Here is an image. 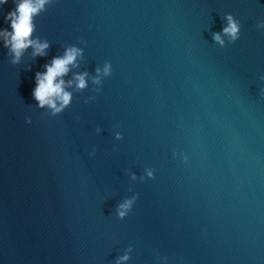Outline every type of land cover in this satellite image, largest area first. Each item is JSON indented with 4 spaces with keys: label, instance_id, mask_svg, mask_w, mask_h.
I'll list each match as a JSON object with an SVG mask.
<instances>
[{
    "label": "water",
    "instance_id": "obj_1",
    "mask_svg": "<svg viewBox=\"0 0 264 264\" xmlns=\"http://www.w3.org/2000/svg\"><path fill=\"white\" fill-rule=\"evenodd\" d=\"M226 13L241 34L220 47ZM261 20L264 0H54L36 17L47 55L13 64L0 37V264H115L129 245L126 264H264ZM72 44L84 58L66 81L113 71L51 116L35 73Z\"/></svg>",
    "mask_w": 264,
    "mask_h": 264
},
{
    "label": "clouds",
    "instance_id": "obj_2",
    "mask_svg": "<svg viewBox=\"0 0 264 264\" xmlns=\"http://www.w3.org/2000/svg\"><path fill=\"white\" fill-rule=\"evenodd\" d=\"M8 3V0H0V5ZM14 8L9 11L5 17V23L10 24L9 28H0V37H3V43L9 49V54L12 55L11 63L19 62L21 55L30 46L33 49L32 56H45L46 50L50 47V41L45 38L41 40L39 35H34L37 32L36 17L46 12L54 3V0H13ZM45 5H48L46 7ZM225 24L222 25V30L213 31L211 39L220 47L226 46V43H235L241 34V22L232 13H226L224 16ZM256 27L264 29V20L258 21ZM227 38V39H225ZM84 49L75 44L68 45L65 48L63 55L53 56L50 63H45L43 67L46 71H37L35 73V87L32 91V96L37 102V106L44 109L51 116H56L62 113L66 108L71 106L74 98V93H82L89 87L91 82L92 91L99 93L102 90L105 77L112 74L111 61H105L103 65L95 67V74H90L88 71L75 73L73 79L65 80L64 77L69 73L70 67H79V61L84 58ZM87 78V79H86ZM264 80V75L260 77ZM74 84V90L72 89ZM261 96H264V89L260 90ZM96 97H83L84 102L88 103ZM26 121L31 123V117H25ZM115 127L119 128L117 124ZM101 128L97 126L96 132H101ZM116 139H122L123 134L120 131L115 132ZM96 147L93 146L90 156H94ZM183 159L187 161L185 155ZM130 171V170H129ZM145 175L137 177L135 172H130L133 181L145 180L146 178H155L154 169L146 168ZM131 191V188L129 189ZM139 194L134 193L131 196L125 197L120 201L115 208L118 219H124L132 210L138 199ZM133 246L129 245L122 255H119L115 264H126L131 259ZM167 257L157 256V260L163 261L166 264Z\"/></svg>",
    "mask_w": 264,
    "mask_h": 264
}]
</instances>
